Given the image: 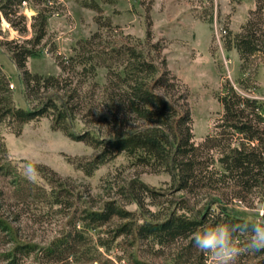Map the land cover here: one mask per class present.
Masks as SVG:
<instances>
[{"label": "trees", "instance_id": "16d2710c", "mask_svg": "<svg viewBox=\"0 0 264 264\" xmlns=\"http://www.w3.org/2000/svg\"><path fill=\"white\" fill-rule=\"evenodd\" d=\"M25 4L35 10L30 25L33 35L0 40L21 71L24 104L15 99L0 65V126L19 133L24 124L49 117L54 130L95 148L91 158L68 157L86 176L123 155L131 166L168 173L171 184L161 189L133 177L120 185L110 183L111 198H90L47 165L24 160L44 181L40 184L10 159L0 135V177L10 176L16 196L47 207L59 220L57 233L46 242L22 234L20 216L8 211L0 190V237L7 246L0 251L2 264H107L112 260L104 254L111 253L117 241L129 245L135 264H151L143 258L146 252L167 255L169 264H207L208 254L194 247V232L206 224L257 223L210 193L199 205L191 196L225 186L233 187L238 196L258 190L264 196L263 100L243 96L226 81L218 94L221 116L212 132L196 142L183 86L161 56L159 44L151 43V30L145 41L130 42L127 36L117 44L103 42L101 34L95 33L80 42L71 57L52 49L64 74L44 76L30 72L26 64L47 45L48 18L60 12L63 4L60 0H0V17L20 35L29 30L21 13ZM83 5L98 10L94 1ZM262 12L264 0H256L242 31L232 37L229 31L227 47H235L243 60L264 58ZM106 23L110 28L111 23ZM102 66L107 68L106 83L99 89L98 82H93L84 91L81 85L87 78L94 79ZM97 89L101 92L95 102ZM102 112L106 115L96 119ZM80 113L86 124H94L77 129ZM250 235L249 228L234 238L244 246ZM236 264H264V250L242 253Z\"/></svg>", "mask_w": 264, "mask_h": 264}, {"label": "rangeland", "instance_id": "374dc122", "mask_svg": "<svg viewBox=\"0 0 264 264\" xmlns=\"http://www.w3.org/2000/svg\"><path fill=\"white\" fill-rule=\"evenodd\" d=\"M60 1L63 4L60 12L48 18V33L44 39L47 45L40 54L27 61L26 68L32 73L44 76L64 74L56 54L66 57L76 55L79 43L95 33L101 34L103 42L117 44L127 36L130 42L145 41L151 30V43L159 44L161 56L167 60L168 68L183 86L196 142L204 140L212 132L221 116L222 106L218 94L226 81L243 96L264 101V58L258 56L243 60L235 47H227L229 31L231 37L242 31L251 16V10L256 8V0ZM90 1L97 4L98 10L83 5ZM21 13L27 18L28 32L20 35L5 18L0 17V40L29 38L33 35L30 25L31 17L35 14L34 7L25 4L21 7ZM260 18H264V12ZM107 21L111 23L110 28L104 26ZM225 29L228 33L224 32ZM0 65L8 75L10 84L14 85L11 88L15 99L24 104L21 71L1 46ZM106 80L107 68L102 66L97 69L94 79L87 78L81 86L87 91L93 82H98L101 89ZM100 92L98 90L92 100L97 102ZM81 114L77 120V129L84 130L94 124H86V118ZM104 115L102 112L95 116L101 119ZM0 135L10 159L40 184H44V181L26 166L24 160L47 165L61 177L69 178L74 186L81 188L83 194L90 198H111L109 196H112L114 189H108L110 183L120 185L133 177H139L148 185L161 189L171 184L168 173L149 167L131 166L123 155L101 166L92 176H86L69 162L68 157L91 158L96 153L95 148L87 142L72 139L63 131L54 130L49 117L24 124L19 133L1 125ZM0 190L4 192L2 199L8 211L19 214L22 234L46 242L57 233L58 215L48 213L45 206L23 202L14 194L10 176L0 177ZM209 193L212 197L220 198L230 208L242 212L248 219L257 223L264 221V196L259 190L238 196L233 187L225 186L218 191L202 190L201 195L191 196V199L198 205L203 204L206 197L210 196ZM128 208L134 209L136 206L130 205ZM5 248L7 246L3 245L0 237V251ZM104 256L112 260L107 264H135L125 241H117L113 251ZM166 257L146 252L143 258L151 264H169Z\"/></svg>", "mask_w": 264, "mask_h": 264}, {"label": "clouds", "instance_id": "9594fccd", "mask_svg": "<svg viewBox=\"0 0 264 264\" xmlns=\"http://www.w3.org/2000/svg\"><path fill=\"white\" fill-rule=\"evenodd\" d=\"M251 235L244 246L234 236L237 232H248ZM194 247L200 252L209 254V264H236L238 257L245 252L264 250V221L249 225L213 223L206 224L192 234Z\"/></svg>", "mask_w": 264, "mask_h": 264}, {"label": "built area", "instance_id": "2783aa9c", "mask_svg": "<svg viewBox=\"0 0 264 264\" xmlns=\"http://www.w3.org/2000/svg\"><path fill=\"white\" fill-rule=\"evenodd\" d=\"M11 87H14L13 84H11ZM209 261H210V255L208 254V260H207V264H209Z\"/></svg>", "mask_w": 264, "mask_h": 264}]
</instances>
